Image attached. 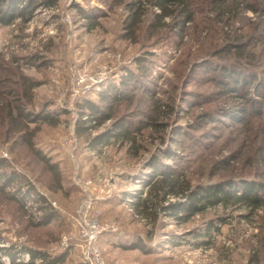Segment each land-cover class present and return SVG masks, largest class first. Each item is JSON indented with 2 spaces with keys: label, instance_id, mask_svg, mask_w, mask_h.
<instances>
[{
  "label": "rangeland",
  "instance_id": "obj_1",
  "mask_svg": "<svg viewBox=\"0 0 264 264\" xmlns=\"http://www.w3.org/2000/svg\"><path fill=\"white\" fill-rule=\"evenodd\" d=\"M190 1L193 21L182 36L154 28L158 10L147 7L134 38L126 39L129 10L121 0H57L52 7L32 0L29 20L0 25V172L18 176L4 193L19 198L31 185L56 211L49 223L35 226L34 197L25 198L22 210L0 193V247L66 252L64 264H81L75 246L78 173L101 180L90 190L95 207L102 224L118 228L99 238L108 264H254L264 208L249 213L218 205L181 224L160 216L151 227L128 210L129 199L122 201L124 193L143 188L152 157L192 185L264 183V0ZM128 73L130 84L112 105V119L78 136L71 159L62 142L79 117L77 105L89 100L105 109L98 85L100 91L121 88ZM15 106L59 120L27 124L35 148L58 164L60 189H52V176L22 133L9 130L5 110ZM116 118L129 123L125 143L110 135ZM97 135L105 140L91 146ZM138 239L148 253L124 247ZM258 259L264 264V248ZM0 263L8 264L6 256L0 254Z\"/></svg>",
  "mask_w": 264,
  "mask_h": 264
},
{
  "label": "trees",
  "instance_id": "obj_2",
  "mask_svg": "<svg viewBox=\"0 0 264 264\" xmlns=\"http://www.w3.org/2000/svg\"><path fill=\"white\" fill-rule=\"evenodd\" d=\"M12 1L0 0V25L2 26L10 25L17 18L27 21L32 15L31 7L33 6H30L32 0H28V3L26 2L23 6H11ZM56 1L45 0L48 3L46 7H52ZM121 1H126L125 6L129 10V16L125 24L126 39L134 38L136 26L147 7L158 10L157 13L153 14L154 28L175 29L180 36L183 35L186 25L193 21L194 11L190 0ZM165 18L169 19L168 23L164 22ZM239 75L235 83L239 82ZM129 77H131V73H128L127 78L125 77L120 81L121 88L112 86L108 91H99L97 93L99 102L108 104L104 107L105 109L89 100H83L81 104L77 105L79 117L75 122L74 130L78 136L84 135L89 130L96 129L112 119V105L121 99L122 88L126 89V86L130 84ZM5 111L4 117L8 123L9 130L22 133L25 145L52 176L55 182V186L52 189H60L62 176L58 164L51 162L49 158L35 148L33 143L34 130L29 131L27 124L37 120H42L49 124H57L59 120L52 118V113H46L45 110L40 111L38 114H33L25 112L20 106H15L7 108ZM112 126V132L108 131V133L113 135L118 141L125 143L130 139V126L129 123L124 122L123 118H116ZM108 133L105 139L109 137ZM103 135L90 138V145L94 146L101 141L103 142L105 140L102 137ZM3 162V160H0V166ZM149 168L151 173L143 182V188L132 194L124 193L122 201L129 199V205L133 210L134 217L151 227L156 225L160 216L171 218L181 224L218 205L231 206L234 209H246L249 213L264 208V183L262 182L241 180L239 182L221 181L209 185H192L186 175L173 169H168L155 157L151 158ZM5 173L0 172V193L9 201L16 202L22 210L25 208V198L34 197L35 200L32 207L39 214L38 221L34 223L35 226L45 225L56 217V211L51 207L49 201L38 194L31 185H27V195H25L24 191L19 194V198L15 195L9 196L5 194L4 188L6 185L18 177L14 172ZM170 197H174L175 200L169 201ZM146 233L147 236L152 235L150 230ZM124 247L148 253L147 247L140 239L135 244ZM262 248H264V236L260 240L259 250H256L252 263L261 264L258 259V253L262 251ZM0 254L6 256L8 264H64L67 255L66 252L52 254L42 249L13 243L6 247H0ZM23 254L27 256L26 262L21 260Z\"/></svg>",
  "mask_w": 264,
  "mask_h": 264
},
{
  "label": "built area",
  "instance_id": "obj_3",
  "mask_svg": "<svg viewBox=\"0 0 264 264\" xmlns=\"http://www.w3.org/2000/svg\"><path fill=\"white\" fill-rule=\"evenodd\" d=\"M102 75L103 73L96 74L93 83L100 80ZM99 87L98 85V91H100ZM78 142L79 137L75 133V130L71 128L62 142L65 151L71 159L74 157ZM73 181L81 193L74 212L75 220L78 225L77 242L75 246L80 250L81 261L83 264H108L104 257L99 238L103 232H115L118 228L112 225L102 224L99 212L95 207L97 198L91 195L90 190L96 182H101V180L99 178L96 180L84 179L78 173H75ZM49 203L54 205V203L50 201ZM131 210L130 208L129 211Z\"/></svg>",
  "mask_w": 264,
  "mask_h": 264
},
{
  "label": "crops",
  "instance_id": "obj_4",
  "mask_svg": "<svg viewBox=\"0 0 264 264\" xmlns=\"http://www.w3.org/2000/svg\"><path fill=\"white\" fill-rule=\"evenodd\" d=\"M128 210H129V208H128Z\"/></svg>",
  "mask_w": 264,
  "mask_h": 264
}]
</instances>
